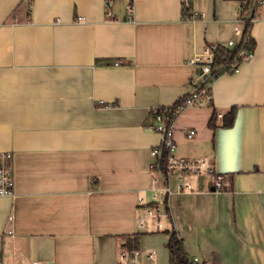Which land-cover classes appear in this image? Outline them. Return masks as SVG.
Returning <instances> with one entry per match:
<instances>
[{"label": "crops", "instance_id": "obj_1", "mask_svg": "<svg viewBox=\"0 0 264 264\" xmlns=\"http://www.w3.org/2000/svg\"><path fill=\"white\" fill-rule=\"evenodd\" d=\"M245 1L136 0L128 13V0H0V151L13 169L2 264H171V230L188 262L264 264V0L252 53L206 76L211 101L176 116L174 155L205 159L227 185L178 171L166 194L151 154L153 109L192 89L189 59L206 43L238 40Z\"/></svg>", "mask_w": 264, "mask_h": 264}, {"label": "built area", "instance_id": "obj_2", "mask_svg": "<svg viewBox=\"0 0 264 264\" xmlns=\"http://www.w3.org/2000/svg\"><path fill=\"white\" fill-rule=\"evenodd\" d=\"M136 0H128L127 2V12L130 13L133 3ZM262 0H253L251 4H243L241 6V12L239 13L238 21L233 26V33L238 35V40L235 37H230L226 40L225 45H221L220 42H209L203 47V50L196 53L189 62L196 66L195 77L191 79L192 89L182 96L180 100L170 105H162L153 109L154 124L152 129L157 131L160 136V144L155 146L151 150V154L159 158L161 151L164 149L167 152V164L166 173L164 178V186L162 189L166 194L171 191V186L169 184L168 178L171 173L182 172V173H193V174H212L214 175V187L217 190H222L227 182L225 181L224 174L216 173L212 164L208 163L203 158H187V157H177L174 155L176 148V143L174 139V132L176 130V116L181 110L192 107V106H202L211 101L212 94L210 90V79L206 76H211L213 66L217 60V53L221 47L225 49H232L240 39H242L243 25L246 21L251 22L253 19V13L255 6L261 3ZM196 16V14H192ZM247 42V37H244L239 50L236 52L232 60L229 62L228 67L225 71L235 70L238 66L241 58H247L251 52L246 51L243 45ZM114 64H119V60H116ZM207 80H206V79ZM219 116L222 114L219 113ZM195 133L194 129H190L187 133L188 137H191ZM158 166V161L155 164ZM156 178L153 179V182ZM183 187H189V183L179 184L178 189ZM13 192V169H12V153L10 151H0V196L11 195ZM153 205L148 210L149 214L154 217L155 224L157 227L160 226L159 217L166 215V212L159 204L158 194H153ZM137 251L135 252V254ZM33 264H40L37 260L32 261ZM190 264H201L198 256H192L189 258ZM0 264H2V259L0 258ZM45 264H51L47 262Z\"/></svg>", "mask_w": 264, "mask_h": 264}, {"label": "trees", "instance_id": "obj_3", "mask_svg": "<svg viewBox=\"0 0 264 264\" xmlns=\"http://www.w3.org/2000/svg\"><path fill=\"white\" fill-rule=\"evenodd\" d=\"M253 0H246V4H251ZM183 13H185L186 5L183 4ZM249 27L250 22L246 21L243 25V31H242V39L238 41V43L232 48V49H225L221 47L217 53V60L215 65L213 66V70L211 72V76H215L218 74L219 71H223L228 67L229 62L232 60L236 52L239 50V47L242 43V40L244 37H247V42L243 45V48L251 52L254 49L255 41L249 34ZM242 60V58H241ZM240 60V61H241ZM235 107H231V109L224 115V125L229 126L232 124L234 115H235ZM211 123V122H210ZM212 124V123H211ZM166 164H167V152L163 149L161 151V154L158 158V166L157 168L162 172L163 176H165L166 173ZM165 209L167 210L168 207L166 205V199L164 200ZM166 246L169 250L170 254V263L171 264H190L188 262L187 254L184 250L182 238L180 235L175 232L174 230H171L169 232V237L166 242Z\"/></svg>", "mask_w": 264, "mask_h": 264}, {"label": "water", "instance_id": "obj_4", "mask_svg": "<svg viewBox=\"0 0 264 264\" xmlns=\"http://www.w3.org/2000/svg\"><path fill=\"white\" fill-rule=\"evenodd\" d=\"M130 264H136L135 262H131Z\"/></svg>", "mask_w": 264, "mask_h": 264}, {"label": "rangeland", "instance_id": "obj_5", "mask_svg": "<svg viewBox=\"0 0 264 264\" xmlns=\"http://www.w3.org/2000/svg\"><path fill=\"white\" fill-rule=\"evenodd\" d=\"M203 174H205V173H203Z\"/></svg>", "mask_w": 264, "mask_h": 264}]
</instances>
